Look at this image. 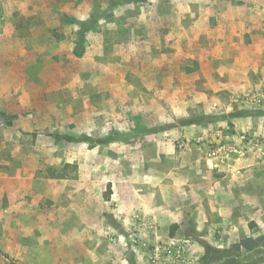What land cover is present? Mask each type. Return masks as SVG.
Returning <instances> with one entry per match:
<instances>
[{"label": "rangeland", "instance_id": "374dc122", "mask_svg": "<svg viewBox=\"0 0 264 264\" xmlns=\"http://www.w3.org/2000/svg\"><path fill=\"white\" fill-rule=\"evenodd\" d=\"M109 5L0 0V128L16 129L23 153L36 143L39 160L36 199L10 203L0 180V264H206L205 245L264 264V51L254 66L243 55L257 33L264 48V0ZM62 12L98 16L82 57ZM2 152L16 173L13 147ZM115 190L186 205L179 224L138 212L122 229ZM98 219L114 226L92 246ZM118 233L134 249L119 250Z\"/></svg>", "mask_w": 264, "mask_h": 264}, {"label": "crops", "instance_id": "0c3cea01", "mask_svg": "<svg viewBox=\"0 0 264 264\" xmlns=\"http://www.w3.org/2000/svg\"><path fill=\"white\" fill-rule=\"evenodd\" d=\"M257 33V35H255V41H253L252 43H248L247 46H245V48H243L244 52V61H246V63L249 66H254L257 65L258 63H260V61H262L263 59V51L264 48L261 46V34ZM247 52V54L245 53ZM253 79L252 77L249 78V80L245 81L246 86H252ZM5 107L4 104V99L0 98V110L3 109ZM15 127H19V124L17 123V125ZM0 180H7L9 181V191L11 192V194H9L10 197V203H13L15 201L14 197L19 196L20 199L25 200V198L28 197H32L34 199H36L37 197H39V192L34 191L32 188L30 189L31 185H32V177L31 174H29V170H36V168L39 167V160H38V155H37V151H36V143H33L31 145H28V152L26 151V153H23L22 150L19 148L18 149V141L17 139V131L14 127H10L8 125H6L3 128H0ZM9 146V147H13V155H11V158L13 159H17L19 160L20 166L18 168V171L16 173H7L5 167L8 166L9 168L10 166V161L7 160L5 158V156H3V152H2V146L5 145ZM26 146V145H25ZM262 153L264 155V146L262 147ZM27 184L25 187L20 188L19 184L21 183ZM27 182V183H26ZM29 182V183H28ZM4 183L0 182V191L3 187ZM17 189L19 192H16V190L14 188H18ZM115 195V199L117 201V207L114 209V213L116 215V217H119L122 219L121 222H115L116 225H118L120 228L122 229H127L129 227H132L135 223L136 217L138 215V212H140L141 215L145 216L144 219V224L147 221H153L155 224L158 223L159 220H163L164 218H168V219H172L173 223H178V219H179V215L177 214L178 212L182 211V209L185 207L186 203L184 202V200L182 199V201H179V205L177 206H172L170 205L169 201L165 198V203H161L160 205L158 204H146L145 202H142L140 198H138V194H136L135 192H132L130 190H127L126 193L122 194V198H120V193L118 192V190H115L114 192ZM179 197V194L177 195ZM47 198H51V194L48 193L46 195ZM168 197V196H167ZM132 198L133 201L132 202ZM180 200V199H179ZM20 201V200H19ZM139 202H142L144 204H140L138 205ZM196 221V219L194 220V222ZM197 221H199V219H197ZM97 223V225H93V224H89L88 226V237L91 240V242H89L90 245L94 244V231H96V229L99 227H107L108 229L110 228L111 230L113 229L112 226H114V224L112 226L108 225V222L106 220H93V223ZM99 231V230H97ZM129 236H124L122 233H118L116 234V236H114L113 240L115 241L114 245L119 247L118 249L120 250V248L123 249H127L126 246H124L125 244L129 243V246H131L132 249H134V245H131V239L133 234L128 233ZM97 235V234H96ZM129 237V238H128ZM155 237H159L157 233H155ZM130 239V240H129ZM93 246V245H92ZM135 253V250H134ZM92 254V252H91ZM118 257L120 255H117ZM134 261H136L138 259V256L136 254H134L133 256ZM138 261H136L137 264Z\"/></svg>", "mask_w": 264, "mask_h": 264}, {"label": "trees", "instance_id": "16d2710c", "mask_svg": "<svg viewBox=\"0 0 264 264\" xmlns=\"http://www.w3.org/2000/svg\"><path fill=\"white\" fill-rule=\"evenodd\" d=\"M140 0H110L111 5L109 7H115L117 5L124 4V3H131V2H137ZM98 16L97 15H91L89 19H81L76 17L75 15H70L68 13L62 12L61 17L59 19L60 24H66L68 26H71L72 28V40H71V48H72V54L76 57H82L85 54L86 51V35L87 32L90 30L91 26L97 22ZM237 115H242V113H239ZM204 117V116H202ZM197 120V119H196ZM189 121V120H187ZM200 121V120H199ZM56 138L64 139L67 141H73L75 140L74 137L68 135V134H55ZM85 139H88L85 137ZM71 166L70 164H66L65 167ZM64 177V176H59ZM207 248V251L202 256L201 261L205 262L206 264H210L211 262L218 261L217 264H244L243 262L231 258L228 255V252L223 249H214L211 246L205 245ZM211 249V251L209 250Z\"/></svg>", "mask_w": 264, "mask_h": 264}]
</instances>
